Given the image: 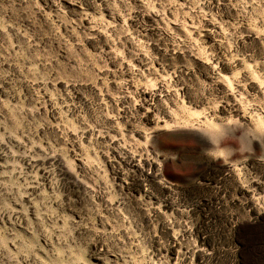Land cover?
<instances>
[{
	"label": "rangeland",
	"instance_id": "rangeland-1",
	"mask_svg": "<svg viewBox=\"0 0 264 264\" xmlns=\"http://www.w3.org/2000/svg\"><path fill=\"white\" fill-rule=\"evenodd\" d=\"M0 264H264V0H0Z\"/></svg>",
	"mask_w": 264,
	"mask_h": 264
}]
</instances>
